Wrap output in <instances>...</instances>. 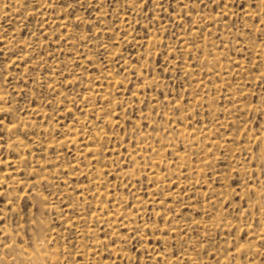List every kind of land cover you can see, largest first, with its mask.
<instances>
[{
	"label": "rangeland",
	"instance_id": "374dc122",
	"mask_svg": "<svg viewBox=\"0 0 264 264\" xmlns=\"http://www.w3.org/2000/svg\"><path fill=\"white\" fill-rule=\"evenodd\" d=\"M42 242L264 264V0H0V264Z\"/></svg>",
	"mask_w": 264,
	"mask_h": 264
},
{
	"label": "bare ground",
	"instance_id": "6f19581e",
	"mask_svg": "<svg viewBox=\"0 0 264 264\" xmlns=\"http://www.w3.org/2000/svg\"><path fill=\"white\" fill-rule=\"evenodd\" d=\"M195 34V33H194ZM146 42V41H145ZM113 80V79H112ZM103 97L105 95H102ZM95 111V110H94ZM107 123V122H106ZM93 129V128H92ZM90 134V133H89ZM107 137V136H106ZM73 142L74 139L72 138L71 139ZM141 140V139H140ZM70 141V140H69ZM155 151V150H154ZM140 156V155H139ZM161 156V155H159ZM156 163V162H155ZM129 170V169H128ZM150 173V172H149ZM157 174V173H156ZM152 177V176H151ZM165 177V176H164ZM183 177V176H182ZM155 179H157V175L154 176ZM153 178V179H154ZM118 209V208H117ZM109 216V215H108ZM108 219V218H107ZM106 221V220H105ZM127 222V221H126ZM68 227V226H67ZM41 241V239H39ZM38 240V242H39ZM44 240V239H43ZM44 242V241H43ZM42 242V243H43ZM36 243L34 245V248L33 250L31 251H27V250H24V249H20V248H13L11 246H8L6 247V250L7 251H14V257H15V260L16 259H20V261H22V263H26V264H45L46 261H49L51 259L50 255L47 253V250H46V245L43 243ZM14 260V259H12ZM50 263V262H49Z\"/></svg>",
	"mask_w": 264,
	"mask_h": 264
}]
</instances>
